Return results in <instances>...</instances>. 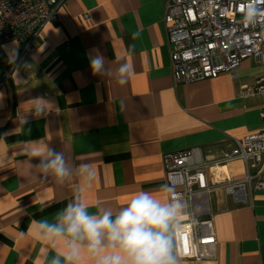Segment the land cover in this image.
I'll return each instance as SVG.
<instances>
[{"label":"crops","instance_id":"crops-1","mask_svg":"<svg viewBox=\"0 0 264 264\" xmlns=\"http://www.w3.org/2000/svg\"><path fill=\"white\" fill-rule=\"evenodd\" d=\"M166 1L64 0L58 21L45 23L30 47L0 45V145L8 147L7 164L0 165V264H43L47 249L30 225L63 208L81 183L78 175L58 186L39 169L32 176L21 173L19 163L30 159L25 144L42 142L29 147L42 150L44 143L65 152L77 168L90 164L95 175L83 199L90 211L97 205L116 211L141 191L168 199L164 153L197 146L214 160L234 138L264 129V94L244 91L264 74V47L260 56L217 77L174 83ZM97 54L108 75L92 71ZM121 64L128 65L123 84L116 72ZM35 100L52 103L53 110L39 117L26 112ZM39 162L31 158L33 165ZM260 169L264 181V153ZM244 173L239 159L207 170L214 180ZM255 183L252 178L246 185L244 201L221 187L210 194L215 255L180 257V264H264V189Z\"/></svg>","mask_w":264,"mask_h":264},{"label":"built area","instance_id":"built-area-1","mask_svg":"<svg viewBox=\"0 0 264 264\" xmlns=\"http://www.w3.org/2000/svg\"><path fill=\"white\" fill-rule=\"evenodd\" d=\"M63 1L0 0V45L17 41L25 49L30 47L45 23L58 21ZM252 4L260 15L255 23L246 24L244 13ZM163 21L174 83L217 77L236 68L242 59L260 56L264 47V0H167ZM263 82L264 74L244 91L264 94ZM259 116L264 120V105ZM263 153L264 129H260L234 138L233 146L218 159L204 157L197 146L163 154L166 183L185 205L173 241L179 257L200 260L215 255L210 194L221 187L244 201L245 187L252 178L256 179L254 188L264 189ZM234 159L244 163L241 179L208 177V169H221Z\"/></svg>","mask_w":264,"mask_h":264},{"label":"clouds","instance_id":"clouds-1","mask_svg":"<svg viewBox=\"0 0 264 264\" xmlns=\"http://www.w3.org/2000/svg\"><path fill=\"white\" fill-rule=\"evenodd\" d=\"M260 15L255 4L246 8L243 22L255 23ZM94 73L108 75L104 57L97 54L91 59ZM118 83L125 82L128 65L121 64L116 70ZM35 101H41L36 104ZM27 111L36 117L53 110L50 102L35 100ZM21 124L26 118L20 119ZM42 142H29L23 146V154L30 159L19 163L21 173L32 176L39 169L45 179L51 177L58 186L79 176L81 183L75 195L50 218L42 217L30 225L34 238L44 243L47 251L43 264H180L175 252L174 236L179 227V218L184 214V203L174 188L165 185L167 200L156 198L148 192L136 193L130 202L113 211L111 208L93 206L85 202L82 193L92 185L94 170L88 163L74 166L65 152L56 151L43 143V149L35 146ZM7 144L0 145V165H6ZM39 157L33 165L31 158ZM25 236L19 233V238Z\"/></svg>","mask_w":264,"mask_h":264}]
</instances>
